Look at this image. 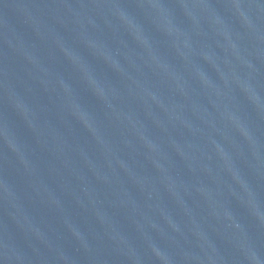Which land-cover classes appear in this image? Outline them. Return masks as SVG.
I'll return each mask as SVG.
<instances>
[{
	"label": "water",
	"instance_id": "obj_1",
	"mask_svg": "<svg viewBox=\"0 0 264 264\" xmlns=\"http://www.w3.org/2000/svg\"><path fill=\"white\" fill-rule=\"evenodd\" d=\"M0 264H264V0H0Z\"/></svg>",
	"mask_w": 264,
	"mask_h": 264
}]
</instances>
